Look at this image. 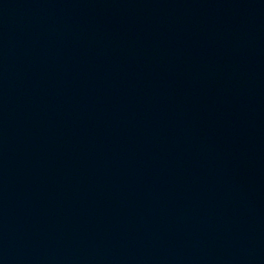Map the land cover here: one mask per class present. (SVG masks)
Returning a JSON list of instances; mask_svg holds the SVG:
<instances>
[{"label": "water", "instance_id": "obj_1", "mask_svg": "<svg viewBox=\"0 0 264 264\" xmlns=\"http://www.w3.org/2000/svg\"><path fill=\"white\" fill-rule=\"evenodd\" d=\"M0 264H264V0H0Z\"/></svg>", "mask_w": 264, "mask_h": 264}]
</instances>
